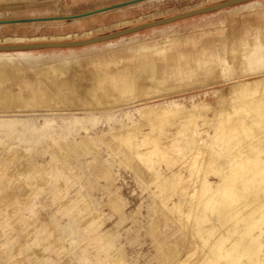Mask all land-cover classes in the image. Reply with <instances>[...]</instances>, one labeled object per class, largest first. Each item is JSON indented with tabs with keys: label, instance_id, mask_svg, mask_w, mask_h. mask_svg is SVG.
Listing matches in <instances>:
<instances>
[{
	"label": "rangeland",
	"instance_id": "rangeland-1",
	"mask_svg": "<svg viewBox=\"0 0 264 264\" xmlns=\"http://www.w3.org/2000/svg\"><path fill=\"white\" fill-rule=\"evenodd\" d=\"M125 1L0 0V21ZM221 1L1 22L0 44L79 40ZM263 86L264 0L83 47L0 52V264H220L218 245L229 264H264ZM154 145L165 155L146 153ZM223 164L233 183L210 219L203 198L227 187Z\"/></svg>",
	"mask_w": 264,
	"mask_h": 264
},
{
	"label": "water",
	"instance_id": "water-1",
	"mask_svg": "<svg viewBox=\"0 0 264 264\" xmlns=\"http://www.w3.org/2000/svg\"><path fill=\"white\" fill-rule=\"evenodd\" d=\"M139 1L143 0H130V1H125L122 3H117L114 5H110L108 7H103L101 9L91 11L87 14H92V13H98V12H103L106 10H110L113 8H118L122 7L125 5H129L132 3H136ZM254 0H224L215 4L203 6L200 8L192 9L189 11H185L179 14H175L169 17H164L160 19H156L153 21L125 27L119 30H115L109 33L93 36V37H88L84 39H79V40H70V41H39V42H32V43H12V44H0V52H22V51H32V50H42V49H57V48H75V47H83L95 43H101V42H107L111 41L117 38H121L133 33H137L139 31L148 29V28H154L158 27L161 25L173 23L185 18L193 17L196 15H201V14H206V13H211L215 12L221 9H225L228 7H232L235 5L243 4L246 2H250ZM79 17L77 15H65V16H55V17H43V18H31V19H11L7 21H3L2 23H16L20 21H43V20H57V19H71V18H76ZM1 23V22H0Z\"/></svg>",
	"mask_w": 264,
	"mask_h": 264
},
{
	"label": "bare ground",
	"instance_id": "bare-ground-1",
	"mask_svg": "<svg viewBox=\"0 0 264 264\" xmlns=\"http://www.w3.org/2000/svg\"><path fill=\"white\" fill-rule=\"evenodd\" d=\"M98 10V9H97ZM93 11H95V10H93ZM91 12V11H90ZM89 13V12H88ZM86 15H89V14H87V13H85V14H83V15H77V16H86ZM3 21H7V20H3ZM3 21H0V22H3ZM38 38H33V39H30V40H37ZM41 39V38H40ZM29 40V39H28ZM22 41V39L21 38H8V39H6L4 42H14V43H20ZM123 75V74H122ZM124 76V75H123ZM127 79H128V76H127ZM130 80V79H129ZM263 80V79H262ZM259 81V80H258ZM128 83V82H127ZM245 83V82H244ZM250 83V82H249ZM252 83V82H251ZM250 83V84H251ZM246 84V83H245ZM249 84V85H250ZM120 85V84H119ZM239 85V84H238ZM240 85H242V84H240ZM248 85V84H247ZM236 85H234V87H235ZM238 87V86H237ZM245 86H243L242 85V87H241V89H243L244 91H245V88H244ZM248 87V86H247ZM247 87H246V90H247ZM249 87H254V86H249ZM264 87V86H263ZM130 88V87H129ZM251 88V89H252ZM240 89V88H239ZM249 89V88H248ZM236 90V89H235ZM234 90V91H235ZM255 90V89H254ZM238 91V90H237ZM242 91V90H241ZM248 91V90H247ZM129 92V91H128ZM239 92V91H238ZM257 92V91H256ZM235 93H236V91H235ZM245 94V93H244ZM236 96V95H235ZM245 103V102H244ZM243 103V104H244ZM247 103V102H246ZM259 103V102H258ZM240 104V103H239ZM248 104H251V103H248ZM248 104H246L247 106H248ZM236 105H238V104H236ZM241 106H242V104H241ZM238 107V106H237ZM242 107H245V105L244 106H242ZM248 108V107H247ZM261 108V107H260ZM237 110V109H236ZM235 111V110H234ZM244 111H245V109H244ZM238 112V111H237ZM234 113V112H233ZM236 113V112H235ZM230 114V113H229ZM246 115V114H245ZM253 116V115H252ZM264 116V115H263ZM188 117V116H187ZM166 118V117H165ZM235 118V117H234ZM237 118V117H236ZM246 118V117H245ZM251 119H252V117H251ZM264 119V118H263ZM263 119H262V122H263ZM244 120V119H243ZM254 120V119H253ZM256 120V119H255ZM259 121H261V120H259ZM251 122H253L252 120H251ZM261 123V122H260ZM252 125V124H251ZM225 126V125H224ZM249 129V128H248ZM220 132V131H219ZM194 134H195V132H194ZM175 136H176V134H175ZM184 137H186L187 139L186 140H190L192 137H193V133L191 132V133H188V134H186V135H184ZM215 137H217L218 138V136L217 135H215ZM175 139V138H174ZM187 144V143H186ZM164 146V145H163ZM187 146V145H186ZM190 146V145H189ZM189 146H187V147H189ZM163 149L164 148H162V147H160L159 145H158V147H156L155 145H154V147H152V148H150L146 153H148V154H150L151 156H153V155H157V154H159V155H165L164 153H165V151H163ZM179 149V148H178ZM180 153V152H179ZM258 157V156H257ZM257 157L255 156V158L257 159ZM225 162H227V161H225ZM229 162V161H228ZM236 162V161H235ZM253 162V161H252ZM256 163V162H255ZM251 164V163H250ZM257 164V163H256ZM249 165V164H248ZM245 166H246V164H245ZM250 166V165H249ZM252 166V165H251ZM233 165L232 164H223V166H222V170H221V172H220V174L222 175V177H225L226 178V184H227V187H224L223 188V190H220L219 189V192H218V190H214V191H209L210 193H208V195H207V198L206 197H204L203 198V200H204V203H205V207L204 208H208L209 209V217H210V219H212L215 215H216V212H215V210H216V208H217V204H219V203H221V201H223L224 200V198L226 197V194L225 193H227L228 191H229V189L231 188V186H232V183H233V179H232V172H233ZM249 168V167H248ZM253 168V167H252ZM251 169V168H250ZM258 171V170H257ZM219 174V175H220ZM261 176H264V174H262ZM221 177V176H220ZM200 193V192H199ZM207 194V193H206ZM261 208V207H260ZM255 211V210H254ZM258 212V211H257ZM257 212H254V215H256L257 214ZM247 215V214H246ZM252 216V217H254V218H256V216ZM259 215V214H258ZM257 215V216H258ZM250 216V215H249ZM248 216V217H249ZM257 219L259 220V218L257 217ZM253 221H254V219H253ZM261 221V220H260ZM257 223V222H256ZM227 235H229L228 233H227ZM212 249V248H211ZM210 249V251H212ZM214 251L215 252H217V254H214V255H211V257H212V262L214 263L215 261H217V262H220V264H229V260H231V257L233 256V254H231V252H230V250L229 249H227L226 248V250L225 249H221L220 247H219V245H218V247H215L214 248ZM227 260V261H226ZM232 261V260H231ZM216 262V263H217ZM219 264V263H218ZM233 264V263H232Z\"/></svg>",
	"mask_w": 264,
	"mask_h": 264
}]
</instances>
